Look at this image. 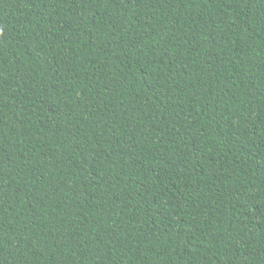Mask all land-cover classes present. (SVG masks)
I'll use <instances>...</instances> for the list:
<instances>
[{
  "label": "trees",
  "instance_id": "1",
  "mask_svg": "<svg viewBox=\"0 0 264 264\" xmlns=\"http://www.w3.org/2000/svg\"><path fill=\"white\" fill-rule=\"evenodd\" d=\"M0 264H264V0H0Z\"/></svg>",
  "mask_w": 264,
  "mask_h": 264
}]
</instances>
